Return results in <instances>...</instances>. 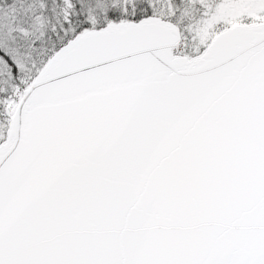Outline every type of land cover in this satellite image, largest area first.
I'll return each instance as SVG.
<instances>
[{
	"label": "snow or ice",
	"instance_id": "snow-or-ice-1",
	"mask_svg": "<svg viewBox=\"0 0 264 264\" xmlns=\"http://www.w3.org/2000/svg\"><path fill=\"white\" fill-rule=\"evenodd\" d=\"M0 264H264V0H0Z\"/></svg>",
	"mask_w": 264,
	"mask_h": 264
}]
</instances>
